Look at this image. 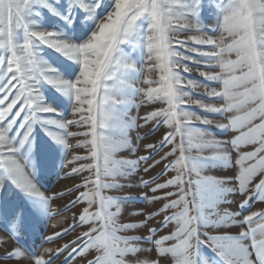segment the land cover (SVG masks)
<instances>
[{
    "label": "snow or ice",
    "instance_id": "6c2138e0",
    "mask_svg": "<svg viewBox=\"0 0 264 264\" xmlns=\"http://www.w3.org/2000/svg\"><path fill=\"white\" fill-rule=\"evenodd\" d=\"M140 106L152 110L132 117ZM57 149L60 178L76 183L48 196L36 155L52 171ZM141 165L162 168L144 179ZM133 188L147 191L118 195ZM135 199L153 210L126 215ZM255 203L264 204V0H0V264H264ZM78 206L43 245L85 229L74 239L35 251L18 242L30 214Z\"/></svg>",
    "mask_w": 264,
    "mask_h": 264
},
{
    "label": "rangeland",
    "instance_id": "374dc122",
    "mask_svg": "<svg viewBox=\"0 0 264 264\" xmlns=\"http://www.w3.org/2000/svg\"><path fill=\"white\" fill-rule=\"evenodd\" d=\"M205 18V23H208L211 17L208 15L207 11L203 14ZM46 26L56 28V29H65V26L62 21H58L55 17H49L46 20ZM48 56L55 59V54H53L51 51L47 53ZM186 76L191 75L193 77H196L197 79L202 80L201 77H198L197 73L193 72L191 74H185ZM153 78H156V74H153ZM138 87H142V84H138ZM46 97L49 99V102H51V99L54 95H56L52 90L45 88L44 89ZM198 94H202L200 90H198ZM143 96H138L136 98V105L139 106L141 101L143 100ZM66 104V102H65ZM55 106V105H53ZM152 107H143L140 106L138 111L137 107H133L131 109L130 115L132 117H143L146 115L148 111H151ZM138 123H143L142 120L138 121ZM151 128V125L147 128H134L130 135L133 140V142L136 141V138L138 136H143L145 132H148ZM164 129L161 128L159 131L156 132V134L149 140H145L140 143V151L137 153V155H146L147 153L144 151V144L145 143H152L159 140L163 133ZM38 145L43 147L46 143H49L47 141V138L43 135V133H39L37 136ZM82 151V150H80ZM122 155L127 156V153H122ZM159 158V157H157ZM36 163L38 168V175H37V181L39 183V186L42 191H45V194L48 196L55 195L57 192L60 191H67L68 189L72 188L76 181L73 180H64L63 178H60V176H63V173L61 171V163L62 160L59 156V150L57 149V158L55 160V168L52 171H44V166L47 164H50V161L46 160L43 156L42 152H38L36 155ZM162 165L160 167H157L152 172L148 174H144L142 169L143 165H141V171L139 173L140 176H142L144 179H149L151 176H155L158 172L161 171ZM67 170V169H66ZM226 173V170H217L213 174L217 175L218 177L224 176ZM84 175H87L85 173ZM60 178V179H59ZM145 190H140L137 188H133L129 191L119 193L118 195H124V196H131L133 198L140 197L144 194ZM135 196V197H134ZM74 198V196H68L64 199H58L51 203V209L53 212H60L63 210V208ZM82 206H78L77 208H74L70 211L64 212L63 216L54 217L52 219H48L46 216H39V215H29L28 219L25 224V229L22 231L21 236L19 238V243L24 248H27L29 250L35 251L38 250L44 243V237L48 235H54L57 231H62L66 227H68L70 224L74 222L73 216L74 213H78L81 210ZM156 207H159L157 204ZM224 207H228V205H224ZM133 209H141L147 214L149 211L153 210L152 206L144 204L142 200L135 199L132 201V204L125 206V214ZM252 211H264V204L261 203H255L251 209ZM248 210H244L243 214H247ZM60 221V223H58ZM52 225H56V227H53ZM155 225V222H154ZM4 224L0 223V229L4 228ZM85 229L80 228L77 229L75 233H72L69 236H66L64 239L59 240L58 242L53 243H47L44 244V247H51L55 249L58 246L63 245L64 243L69 242L70 240L74 239L79 232L83 231ZM238 230H233V234L236 233ZM208 255H211L210 250L205 249ZM63 259V258H62ZM57 264H60L58 261ZM75 264H82V262L78 259L75 261Z\"/></svg>",
    "mask_w": 264,
    "mask_h": 264
},
{
    "label": "bare ground",
    "instance_id": "6f19581e",
    "mask_svg": "<svg viewBox=\"0 0 264 264\" xmlns=\"http://www.w3.org/2000/svg\"><path fill=\"white\" fill-rule=\"evenodd\" d=\"M135 197V196H134Z\"/></svg>",
    "mask_w": 264,
    "mask_h": 264
}]
</instances>
